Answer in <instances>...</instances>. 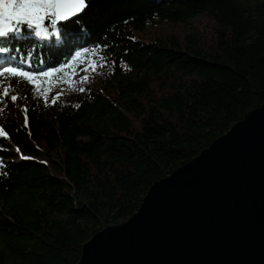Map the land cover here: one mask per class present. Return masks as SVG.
I'll return each mask as SVG.
<instances>
[{
	"label": "trees",
	"instance_id": "1",
	"mask_svg": "<svg viewBox=\"0 0 264 264\" xmlns=\"http://www.w3.org/2000/svg\"><path fill=\"white\" fill-rule=\"evenodd\" d=\"M199 16L205 33L141 38ZM20 27L0 38V67L64 71L25 83L27 124L0 114V264H78L155 182L264 104V0H91L55 27Z\"/></svg>",
	"mask_w": 264,
	"mask_h": 264
},
{
	"label": "water",
	"instance_id": "2",
	"mask_svg": "<svg viewBox=\"0 0 264 264\" xmlns=\"http://www.w3.org/2000/svg\"><path fill=\"white\" fill-rule=\"evenodd\" d=\"M78 264H264V104L155 182Z\"/></svg>",
	"mask_w": 264,
	"mask_h": 264
},
{
	"label": "snow or ice",
	"instance_id": "3",
	"mask_svg": "<svg viewBox=\"0 0 264 264\" xmlns=\"http://www.w3.org/2000/svg\"><path fill=\"white\" fill-rule=\"evenodd\" d=\"M91 0H0V38L10 39L14 34L21 31V25H25L28 29H42V23L47 19L51 20L52 26L61 21H67L72 17L79 16L86 8L90 6ZM40 32L37 33L39 35ZM8 47L0 46V53H9ZM19 51V49H17ZM81 53H77L79 57ZM15 59V57H12ZM23 62V61H22ZM102 65H91L90 67L95 70L96 67ZM64 71V68H53L47 71L41 72H29L23 68L4 66L0 67V87H3V96L8 97L11 83H7L10 80H15L17 83H27L29 85H35L36 81L41 78H47L54 74H59ZM87 71V69H85ZM87 78L81 80L84 82ZM7 85V86H5ZM80 91H84L81 87ZM63 94V90L58 92L53 103L59 98V95ZM39 95L45 96L43 91H39ZM10 99L15 102L18 97L11 95ZM47 102V96H45ZM25 111V123L27 122V109ZM19 151V149H17ZM23 159H29L23 157ZM3 160L0 158V166L3 165Z\"/></svg>",
	"mask_w": 264,
	"mask_h": 264
},
{
	"label": "rangeland",
	"instance_id": "4",
	"mask_svg": "<svg viewBox=\"0 0 264 264\" xmlns=\"http://www.w3.org/2000/svg\"><path fill=\"white\" fill-rule=\"evenodd\" d=\"M208 28H210L208 19L205 16H199L193 19L187 26L175 25L168 22L158 23L145 34L141 35V38L147 41H151L157 38L165 39L173 35L184 37L189 35L196 29H199V31L205 33ZM0 80H3V78H0ZM81 80H83V77L79 74L76 81L79 84H82ZM7 83H11L12 88L10 89L9 96L5 97L3 96V87H0V100L2 99L0 103V114L5 113L6 115H8V117H11L17 125L27 124L28 121L25 123L24 109H27V106L30 103H33V101H31V99L29 98V87L25 83L20 84L12 80L8 81ZM11 95H16L18 99L13 102L10 99ZM5 98L7 99V101L3 100ZM0 131H3L1 122ZM15 152L19 155V159H21L23 155L17 150Z\"/></svg>",
	"mask_w": 264,
	"mask_h": 264
},
{
	"label": "bare ground",
	"instance_id": "5",
	"mask_svg": "<svg viewBox=\"0 0 264 264\" xmlns=\"http://www.w3.org/2000/svg\"><path fill=\"white\" fill-rule=\"evenodd\" d=\"M6 64V63H5ZM8 66V65H7Z\"/></svg>",
	"mask_w": 264,
	"mask_h": 264
}]
</instances>
